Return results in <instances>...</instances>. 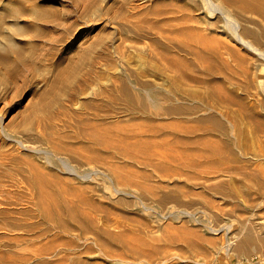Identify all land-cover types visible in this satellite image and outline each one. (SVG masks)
Segmentation results:
<instances>
[{
	"label": "rangeland",
	"instance_id": "rangeland-1",
	"mask_svg": "<svg viewBox=\"0 0 264 264\" xmlns=\"http://www.w3.org/2000/svg\"><path fill=\"white\" fill-rule=\"evenodd\" d=\"M263 5L0 0V264L264 260Z\"/></svg>",
	"mask_w": 264,
	"mask_h": 264
},
{
	"label": "bare ground",
	"instance_id": "bare-ground-1",
	"mask_svg": "<svg viewBox=\"0 0 264 264\" xmlns=\"http://www.w3.org/2000/svg\"><path fill=\"white\" fill-rule=\"evenodd\" d=\"M257 2H259L260 4H264V0H256ZM259 10L260 11H263L264 12V5L263 6H261L260 8H259ZM49 196V195H48ZM48 203L49 204H53V205H56V203L57 202H59V200L57 199V196H49L48 198ZM252 236H254V235H252ZM253 238V237H252ZM251 237H249L248 238V243H253V239H252ZM257 251V248L254 246V245H252L251 246V248H249L248 249V252H250L251 254H254V252H256Z\"/></svg>",
	"mask_w": 264,
	"mask_h": 264
},
{
	"label": "crops",
	"instance_id": "crops-1",
	"mask_svg": "<svg viewBox=\"0 0 264 264\" xmlns=\"http://www.w3.org/2000/svg\"><path fill=\"white\" fill-rule=\"evenodd\" d=\"M248 264H264V260H254L252 263H248Z\"/></svg>",
	"mask_w": 264,
	"mask_h": 264
}]
</instances>
